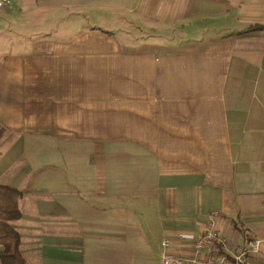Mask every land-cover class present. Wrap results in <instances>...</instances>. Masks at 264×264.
I'll list each match as a JSON object with an SVG mask.
<instances>
[{"label":"crops","instance_id":"obj_1","mask_svg":"<svg viewBox=\"0 0 264 264\" xmlns=\"http://www.w3.org/2000/svg\"><path fill=\"white\" fill-rule=\"evenodd\" d=\"M11 1L0 185L22 192L27 264H162L211 215L264 264V0ZM232 14L247 27L213 23ZM169 25L199 31L142 35Z\"/></svg>","mask_w":264,"mask_h":264},{"label":"built area","instance_id":"obj_2","mask_svg":"<svg viewBox=\"0 0 264 264\" xmlns=\"http://www.w3.org/2000/svg\"><path fill=\"white\" fill-rule=\"evenodd\" d=\"M11 0H0V7L10 5ZM183 239H189L195 254L184 256L181 253L170 251L171 237H163L161 240L162 264H249L248 254L256 250L259 240L253 239L245 246L233 249L228 238L223 235L218 227L217 219L211 215L206 221L204 231L201 235L194 236L192 233H181Z\"/></svg>","mask_w":264,"mask_h":264},{"label":"trees","instance_id":"obj_3","mask_svg":"<svg viewBox=\"0 0 264 264\" xmlns=\"http://www.w3.org/2000/svg\"><path fill=\"white\" fill-rule=\"evenodd\" d=\"M22 192L9 186L0 185V261L2 264H27L21 253L20 232L11 221L21 217L19 200Z\"/></svg>","mask_w":264,"mask_h":264},{"label":"rangeland","instance_id":"obj_4","mask_svg":"<svg viewBox=\"0 0 264 264\" xmlns=\"http://www.w3.org/2000/svg\"><path fill=\"white\" fill-rule=\"evenodd\" d=\"M220 18H221L220 20H223V22L222 21L220 22V20L217 19V17H215V19L213 20V23L216 24L217 26L220 25L222 27H225L226 30H224L223 32H229L230 30L231 31H237L239 29L242 30L245 27H247V26H244L242 24H235L236 21H235V15L234 14H232L231 16L229 15L225 18H223V17H220ZM204 24H205V22H200L198 24H194L193 26L202 27V26H204ZM104 25H106V24H104ZM155 31H157V32H152V31H148V30L144 29V31L142 32L143 33L142 35L146 36V35L160 34V35L166 36L167 38H170V39L174 38L177 41H181L182 39H185L186 37H191V36L195 35V33H197L199 30L191 29V28L189 29L186 26L184 28L183 25L178 26V29L176 30V27L172 28V25H169L168 27H165L164 31H159V29L155 30ZM66 32H69V30ZM117 32L119 33L120 37H122L123 32L121 30L117 31ZM133 33H134V35H133ZM137 33L138 32H136V30H135V31H132L131 34L133 36H136ZM167 44L170 47L165 45L166 47H164V49L171 50V46L174 44L173 43L172 44L167 43ZM87 129H88V131H91V133L94 132L97 134H106L107 132L108 133H111V132L116 133L118 131V129L120 130L121 128H107V129L106 128H87Z\"/></svg>","mask_w":264,"mask_h":264}]
</instances>
